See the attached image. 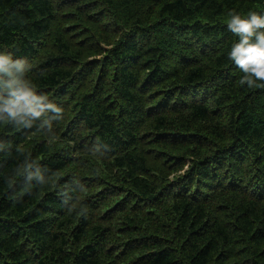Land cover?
Here are the masks:
<instances>
[{"label":"trees","instance_id":"obj_1","mask_svg":"<svg viewBox=\"0 0 264 264\" xmlns=\"http://www.w3.org/2000/svg\"><path fill=\"white\" fill-rule=\"evenodd\" d=\"M264 0H0V48L64 108L0 122V264H264V84L228 58Z\"/></svg>","mask_w":264,"mask_h":264},{"label":"clouds","instance_id":"obj_2","mask_svg":"<svg viewBox=\"0 0 264 264\" xmlns=\"http://www.w3.org/2000/svg\"><path fill=\"white\" fill-rule=\"evenodd\" d=\"M226 24L237 37L227 55L242 73L240 85L264 84V12L231 11ZM33 67L28 58L0 48V122L15 121L31 128L45 114H54L56 119L64 116L63 106L35 86L30 78Z\"/></svg>","mask_w":264,"mask_h":264}]
</instances>
